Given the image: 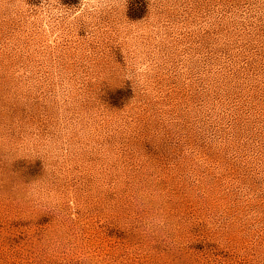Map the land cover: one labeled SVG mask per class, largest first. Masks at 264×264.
<instances>
[{"label":"rangeland","instance_id":"rangeland-1","mask_svg":"<svg viewBox=\"0 0 264 264\" xmlns=\"http://www.w3.org/2000/svg\"><path fill=\"white\" fill-rule=\"evenodd\" d=\"M0 264H264V0H0Z\"/></svg>","mask_w":264,"mask_h":264}]
</instances>
